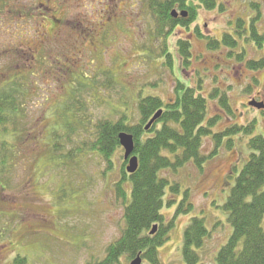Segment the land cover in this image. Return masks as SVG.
<instances>
[{"label":"rangeland","instance_id":"1","mask_svg":"<svg viewBox=\"0 0 264 264\" xmlns=\"http://www.w3.org/2000/svg\"><path fill=\"white\" fill-rule=\"evenodd\" d=\"M220 2L224 10L199 8L201 31L219 40L224 32H230L239 39L235 54L244 47L246 55L242 59L229 55L232 48L227 46L209 48L207 39H196L190 29H177L169 43L170 52L174 50L169 67L159 50L164 41L157 38V23L145 0H0V87L13 79L8 74L23 65L33 70L25 71L33 97L24 103L26 116L20 127L25 133L22 151L28 154L20 152L21 144L0 177V264H10L18 255L26 258L25 264H87L104 258L107 247L122 234L124 204L116 196L115 185L121 178L123 148L114 154V167L109 171L95 153L76 154L74 164L67 166L58 165L54 153H46L53 129L62 131L59 115L64 91L69 99L74 80L91 86L88 74L96 91L90 88L83 92L90 102L80 112V131L74 133L71 142L74 149L85 142L89 129L92 133L93 125L114 109L119 112L110 116L112 119L118 120L128 110V119L134 124L140 119V97L174 98L178 84L175 74L194 87L201 82L200 91L208 98L207 118L222 116L214 131L254 121L252 134L232 136L233 147L224 144L203 171L190 163L178 172L161 173L182 186L178 202L162 211L167 220L174 215L185 189H189L194 204L191 213L176 217L170 239L159 248L163 264H186L183 238L193 216L205 218L211 232L200 250L202 262L215 263L218 249L232 234L224 205L249 158L248 141L253 135L264 134V113L248 104L253 98L264 101V67L251 70L247 65L249 59L264 58V47L240 39L236 33L239 18L246 20L245 24L255 19L264 33V0ZM253 2L260 8L253 7ZM115 14L111 23L110 16ZM178 37L192 41L188 66L177 49ZM107 73L113 76L111 83ZM216 88L228 94L234 109L232 118L219 109L218 98L211 96ZM75 96L74 106H78L77 87ZM4 138L8 136L0 135V143ZM11 139L13 144V131ZM213 147L212 138H205L203 152L208 154ZM126 187L130 189V185Z\"/></svg>","mask_w":264,"mask_h":264},{"label":"trees","instance_id":"2","mask_svg":"<svg viewBox=\"0 0 264 264\" xmlns=\"http://www.w3.org/2000/svg\"><path fill=\"white\" fill-rule=\"evenodd\" d=\"M186 1L145 0L147 10L158 24V37L163 36L164 33L171 34V30L168 32L167 29L165 30L170 23L172 25L170 10L177 3L184 6ZM196 1H199L206 9L217 7L225 9L221 0ZM251 5L260 8L255 2ZM191 17L189 21L195 17L193 12ZM52 21H57V18L52 17ZM245 21L241 18L236 21L238 27L236 33L239 38H245L249 42L255 41L260 47H264V33L260 32L255 19L250 24L249 22L245 24ZM207 41L208 47L212 49H218L221 46L232 48L229 55L235 54L233 49L239 45V39L230 32H224L221 40L211 36L207 37ZM179 46L184 64L188 66L192 54L191 44L180 40ZM242 49L241 52L235 54L239 59L246 55L247 49L244 47ZM162 52V55L166 56V65L172 67V55L165 48ZM30 53L32 55L33 52ZM24 56L23 54L22 58ZM32 58L35 59L33 55ZM27 65L31 67L30 63ZM247 65L251 70H259L264 67V58L249 59ZM27 70H29L28 67L23 65L22 69L8 74L13 79L0 87V135L8 136L4 138V142L0 143V177L9 168L8 162H13L18 148L21 144L23 145L22 136L25 133L20 127L22 126L21 120L26 116L24 103L33 97L31 85L28 86L25 80ZM32 71L29 70V72ZM106 75L111 83L113 76L108 73ZM87 81H90L92 85H80L74 80V88L69 99L65 97L66 90L64 91L63 109L59 115L62 120V131L58 132L53 129L50 135L51 142L47 143L46 153H54L53 159L58 161V165L63 164L64 166L74 164L76 154L95 153L106 162V170L109 171L114 167V154L122 149L119 134L127 132L134 136V155L139 159L138 169L134 173H128V161L123 155L121 178L115 185L116 196L124 204L125 223L122 234L107 247L104 258L90 261L87 264H128L138 255H141L143 260L149 264H163L159 248L170 239V231L174 227L176 217L180 214L191 213L194 210V204L191 201L189 189H185L174 215L167 220L162 211L166 206L170 207L178 202L177 194L181 192L182 186L178 181L172 182L167 176H163L162 171L171 170L175 173L190 163L203 171L205 164L220 153L224 144L229 149L233 147L232 136L252 134L255 123L253 121L247 125L231 124L221 131H214L213 127L222 120V116L217 114L207 118L209 104L208 98L200 91L201 82L198 87H194L178 81L174 99L164 101L159 96L151 95L140 97L138 101L140 119L134 124L128 119L130 117L128 110L122 113L123 115L118 120L112 119L110 116L119 112L114 109L111 115L99 119L93 125L92 133L89 129L85 142L74 149L71 142L74 139V133L80 131V126H78L80 112L85 110L86 104L90 102L89 98L85 100L86 95L83 92L90 88L95 89L94 80L92 81L89 74ZM75 86L80 95L78 106H74L77 100ZM211 96L218 98L219 109L227 115V118L234 116V109L226 92H220L216 88ZM126 102L124 103L127 104ZM162 108L164 111L161 117L149 130H145V126L153 115ZM259 111L264 113V109H259ZM12 131L15 132L13 144L10 143ZM208 137L214 141V147L210 153L206 154L203 152L204 139ZM24 148L23 145L20 152ZM248 148L250 149L249 158L238 174L224 205V210L232 225V234L218 249L214 264H264V134L251 136ZM31 150L29 149V152ZM27 154V151L24 152L25 156ZM129 185L130 189L126 187ZM155 224H158L159 228L155 234H151ZM210 234L205 218L198 216L191 218L185 229L182 245V254L186 264H203L200 250ZM25 260V257L18 255L10 264H25Z\"/></svg>","mask_w":264,"mask_h":264},{"label":"flooded vegetation","instance_id":"3","mask_svg":"<svg viewBox=\"0 0 264 264\" xmlns=\"http://www.w3.org/2000/svg\"><path fill=\"white\" fill-rule=\"evenodd\" d=\"M195 6V7H194ZM204 8L203 6H201V4H200V2L199 1H190V0H187L186 2H185V4H184V6H181V4L180 3H177L176 4V6L173 8V9H171L170 10V16H171V19H172V25H171V23L169 24V26L168 27H166L165 28V30L167 29V32H168V30H171V34H167V33H164V35L163 36H160V37H158V35H157V38L159 39V40H161V41H164V45H163V47L161 48H159V50L162 52V50H163V48H165L172 56L174 55V50L171 48V51H173V53H171L170 52V44L169 43H171V38L173 37H175V35H177V33H176V30L177 29H180L182 32L185 30V29H190V32H191V36H193V37H195L196 39H203V40H206L207 39V37H211V36H213L212 34H206L204 31H201V21H200V19H199V8ZM218 8V7H217ZM217 8H215V9H207V10H211V11H214V10H216ZM219 9V8H218ZM173 10H177L178 11V13H179V15H178V17H173L172 16V11ZM182 12H187L188 14H187V16H183L181 13ZM192 12H193V14H194V19L193 20H188V19H190V18H192L191 17V15H192ZM116 15L117 14H115V15H111L110 17H111V23H112V21L114 22V18L116 17ZM54 20H56V19H54ZM155 20V19H154ZM187 21H188V23H187ZM155 23H157L156 22V20H155ZM175 24V25H174ZM109 25V24H108ZM204 26H205V28H206V26H207V22H205V24H204ZM157 27H158V24H157ZM158 40V41H159ZM187 41V42H189L191 45H192V41L190 40V39H186V38H184V37H178V38H176L175 39V43H176V45H177V49H178V51H180V46H179V41ZM160 42V41H159ZM159 51V52H160ZM191 51H192V49H191ZM23 52H25V49H23ZM163 53V52H162ZM161 53V54H162ZM180 54V53H179ZM23 55V54H22ZM165 56V55H164ZM184 60V59H183ZM190 61H191V59H190ZM166 62H167V60H166V56H165V62H164V65H166ZM177 65V64H176ZM167 66V65H166ZM180 66V65H179ZM172 69H175V64H173V68ZM174 74H175V72H173ZM175 77L177 78V82L178 81H182V82H184L185 84H187L186 83V79H184L183 80V78H180L179 76H178V74L176 75L175 74ZM197 83H199V81L197 82ZM188 86H191L190 84H187ZM195 87H198V85H196ZM175 98V97H174ZM174 98H172V99H174ZM163 99V98H162ZM171 99V100H172ZM164 101H166V100H164ZM169 101V100H168ZM163 110H164V108H162Z\"/></svg>","mask_w":264,"mask_h":264},{"label":"water","instance_id":"4","mask_svg":"<svg viewBox=\"0 0 264 264\" xmlns=\"http://www.w3.org/2000/svg\"><path fill=\"white\" fill-rule=\"evenodd\" d=\"M173 17H178L179 13L177 10L172 11ZM183 16H187V12L181 13ZM250 106L256 107L258 109H264V101H257V100H251L249 102ZM163 113V110L157 111V113L154 114V116L150 119L148 124L146 125L145 129L149 130L151 126L154 124L156 120H158ZM120 144L125 149V159L129 161V165L127 166L128 173H134L138 167H139V159L134 154L135 151V142L134 137L132 134H129L127 132H121L119 134ZM159 228L158 224H155L153 226V229L151 231V234H155ZM129 264H143V258L141 255H138L135 259H133Z\"/></svg>","mask_w":264,"mask_h":264}]
</instances>
